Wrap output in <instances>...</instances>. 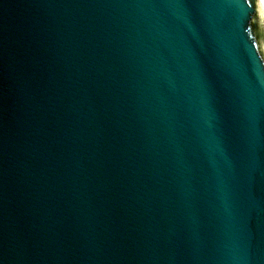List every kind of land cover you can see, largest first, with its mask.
I'll return each mask as SVG.
<instances>
[{"label": "water", "instance_id": "water-1", "mask_svg": "<svg viewBox=\"0 0 264 264\" xmlns=\"http://www.w3.org/2000/svg\"><path fill=\"white\" fill-rule=\"evenodd\" d=\"M0 264H264V0H0Z\"/></svg>", "mask_w": 264, "mask_h": 264}]
</instances>
